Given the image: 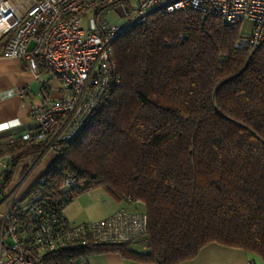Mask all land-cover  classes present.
Instances as JSON below:
<instances>
[{
  "label": "trees",
  "instance_id": "16d2710c",
  "mask_svg": "<svg viewBox=\"0 0 264 264\" xmlns=\"http://www.w3.org/2000/svg\"><path fill=\"white\" fill-rule=\"evenodd\" d=\"M239 35L238 24L180 9L151 12L116 38L120 83L74 138L56 142L55 158L23 197L64 208L102 186L116 200L143 204L147 232L60 249L46 263L87 264L90 254L112 252L176 264L209 242L242 247L264 263V41L236 48ZM21 136L0 143V158L11 157L0 196L43 151ZM68 175L80 184L61 189Z\"/></svg>",
  "mask_w": 264,
  "mask_h": 264
},
{
  "label": "built area",
  "instance_id": "2783aa9c",
  "mask_svg": "<svg viewBox=\"0 0 264 264\" xmlns=\"http://www.w3.org/2000/svg\"><path fill=\"white\" fill-rule=\"evenodd\" d=\"M118 5L124 9L121 22H111L108 15ZM180 9L239 26L250 20L249 34L239 35L236 48L254 50L264 41V0H0L3 56L21 58L36 78L42 71L52 74L66 89L60 99L45 98L32 109L37 127L21 140L44 145L42 157L56 142L74 138L107 88L120 83L112 48L116 38L151 12ZM21 182L0 196V264H48L44 258L60 249L88 242L124 243L147 232L145 210L127 205L96 220L70 223L65 207L20 195ZM79 184L68 175L60 188Z\"/></svg>",
  "mask_w": 264,
  "mask_h": 264
},
{
  "label": "crops",
  "instance_id": "0c3cea01",
  "mask_svg": "<svg viewBox=\"0 0 264 264\" xmlns=\"http://www.w3.org/2000/svg\"><path fill=\"white\" fill-rule=\"evenodd\" d=\"M3 48L4 45L0 42V143L33 132L37 122L32 115V109L45 98L60 99L66 93L65 87L52 74L42 71L40 77L36 78L34 72L26 67L21 58L3 56ZM5 124L12 127L4 128ZM42 157H38L37 162ZM8 162V156L0 158V173ZM48 166L49 163H45L44 169ZM107 203L110 208L99 218L118 207L124 205L129 207L133 204L116 200L112 195L109 196ZM64 216L70 222L65 211ZM86 261L87 264H147L123 258L120 254L112 252L90 254ZM250 261L257 264V256L242 247L209 242L202 246L196 255L176 264H250ZM260 264H264L263 261H260Z\"/></svg>",
  "mask_w": 264,
  "mask_h": 264
},
{
  "label": "rangeland",
  "instance_id": "374dc122",
  "mask_svg": "<svg viewBox=\"0 0 264 264\" xmlns=\"http://www.w3.org/2000/svg\"><path fill=\"white\" fill-rule=\"evenodd\" d=\"M108 15V19L112 22H121V15L124 13V9L122 6L118 5L115 9L110 12ZM93 16V13L90 14ZM115 20V21H114ZM252 26V22L248 19L244 20L239 26V33L242 35H248L250 28ZM56 152L47 151L41 159L38 160V157L33 161L29 162L28 169L24 173V175L16 181V177H14L15 185L21 182L19 186L18 193L24 194L28 192L35 184L39 176L44 172V164L51 163L55 158ZM4 157V156H3ZM2 158V157H1ZM11 161V160H10ZM10 163V162H9ZM9 165V164H8ZM7 167V165H6ZM27 174V175H26ZM110 193L103 188L102 186H94L89 188L88 190H83L79 192L77 195L73 196L68 203L66 204L64 211L66 217L69 218L70 222L79 223L83 221L96 220L102 214L106 212L110 208L107 202H109ZM130 209L137 208L139 210H143L144 206L142 203L134 202L129 206ZM2 207H0V210ZM106 216V215H105ZM132 247H136V245H132ZM257 256V255H256ZM261 258L257 256V264H260Z\"/></svg>",
  "mask_w": 264,
  "mask_h": 264
}]
</instances>
